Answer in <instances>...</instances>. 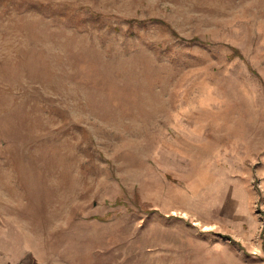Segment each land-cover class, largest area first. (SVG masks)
<instances>
[{"label": "rangeland", "instance_id": "rangeland-1", "mask_svg": "<svg viewBox=\"0 0 264 264\" xmlns=\"http://www.w3.org/2000/svg\"><path fill=\"white\" fill-rule=\"evenodd\" d=\"M0 264H264V0H0Z\"/></svg>", "mask_w": 264, "mask_h": 264}, {"label": "trees", "instance_id": "trees-1", "mask_svg": "<svg viewBox=\"0 0 264 264\" xmlns=\"http://www.w3.org/2000/svg\"><path fill=\"white\" fill-rule=\"evenodd\" d=\"M131 21H133V20H131Z\"/></svg>", "mask_w": 264, "mask_h": 264}]
</instances>
